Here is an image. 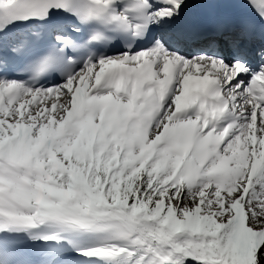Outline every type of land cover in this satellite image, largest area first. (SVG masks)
<instances>
[{
	"label": "snow or ice",
	"instance_id": "obj_1",
	"mask_svg": "<svg viewBox=\"0 0 264 264\" xmlns=\"http://www.w3.org/2000/svg\"><path fill=\"white\" fill-rule=\"evenodd\" d=\"M0 0V264H264V0Z\"/></svg>",
	"mask_w": 264,
	"mask_h": 264
}]
</instances>
